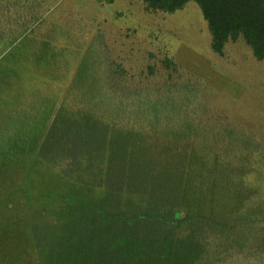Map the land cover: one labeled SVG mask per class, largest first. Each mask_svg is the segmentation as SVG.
<instances>
[{
	"label": "trees",
	"instance_id": "16d2710c",
	"mask_svg": "<svg viewBox=\"0 0 264 264\" xmlns=\"http://www.w3.org/2000/svg\"><path fill=\"white\" fill-rule=\"evenodd\" d=\"M190 1L202 10L215 52L223 54L228 41L243 37L256 58L264 59V0H144L149 9L167 12ZM43 2L0 0V165L17 160L36 123L43 115L48 119L57 102L53 89L26 85L13 61L14 56L29 60L45 77L62 73L69 54L55 43L58 29L40 36L29 33L41 18ZM85 54L68 67L77 65L38 153L53 163L67 160L93 179L90 159L107 149V170L100 184L80 175L63 182L55 208L58 221L33 226L40 264H119L122 256L140 249L129 237L130 219L110 208L125 192L144 194L153 217L163 224L189 221L222 231L247 227L260 235L262 140L229 124L198 125L196 113L185 106L159 107L172 95L160 96L152 108L151 101L140 98L124 103L107 89L109 73L102 72L99 62L85 63ZM83 160L89 161L85 167ZM78 170L64 174L72 178ZM99 186L103 193L96 191ZM193 251L190 243L180 242L175 249L166 241L160 259L163 264L175 258L189 262Z\"/></svg>",
	"mask_w": 264,
	"mask_h": 264
},
{
	"label": "rangeland",
	"instance_id": "374dc122",
	"mask_svg": "<svg viewBox=\"0 0 264 264\" xmlns=\"http://www.w3.org/2000/svg\"><path fill=\"white\" fill-rule=\"evenodd\" d=\"M40 10L41 18L29 33L40 36L57 28L55 43L69 55L55 78L45 77L29 60L13 58L26 85L53 89L57 102L51 104L50 117L43 115L36 123L17 160L0 165V264H40L33 226L57 219L55 208L64 181L80 175L95 184L103 182L107 149L90 159L93 179L67 160L53 163L38 153L77 65L68 67L73 59L78 64L86 51L85 63L99 62L102 72L109 73L107 89L116 99L149 100L152 108L160 96L172 95L175 102L161 100L159 107L185 106L191 115L196 113L193 122L198 125L229 124L264 143V59L256 58L243 37L228 41L223 54L215 52L197 2L167 12L149 9L144 0H46ZM88 162L83 160V167ZM66 169L78 171L70 178ZM96 191L103 193L104 188ZM146 202L142 193L125 192L110 204L113 212L130 219L129 237L140 246L122 256L119 264H163L160 257L166 241L175 249L180 242L194 246L189 262L175 258L171 264H264V229L257 235L247 227L222 231L189 221L167 225L153 217Z\"/></svg>",
	"mask_w": 264,
	"mask_h": 264
}]
</instances>
